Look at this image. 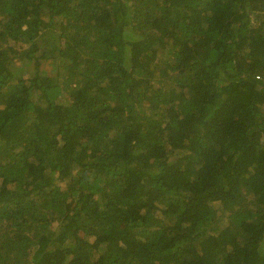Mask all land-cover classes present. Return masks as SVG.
Masks as SVG:
<instances>
[{
	"label": "trees",
	"instance_id": "1",
	"mask_svg": "<svg viewBox=\"0 0 264 264\" xmlns=\"http://www.w3.org/2000/svg\"><path fill=\"white\" fill-rule=\"evenodd\" d=\"M0 264H264V0H0Z\"/></svg>",
	"mask_w": 264,
	"mask_h": 264
}]
</instances>
